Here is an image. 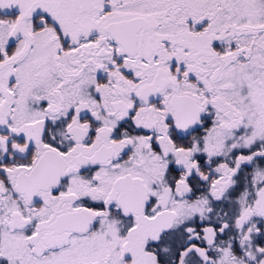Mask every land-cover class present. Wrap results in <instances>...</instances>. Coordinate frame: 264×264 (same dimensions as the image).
<instances>
[{
  "label": "snow or ice",
  "instance_id": "snow-or-ice-1",
  "mask_svg": "<svg viewBox=\"0 0 264 264\" xmlns=\"http://www.w3.org/2000/svg\"><path fill=\"white\" fill-rule=\"evenodd\" d=\"M0 264H264V0H0Z\"/></svg>",
  "mask_w": 264,
  "mask_h": 264
}]
</instances>
